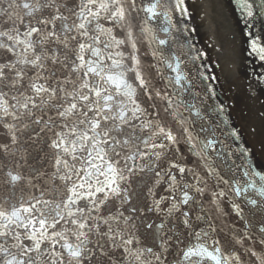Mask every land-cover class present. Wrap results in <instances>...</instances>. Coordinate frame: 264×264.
<instances>
[{
	"label": "snow or ice",
	"instance_id": "obj_1",
	"mask_svg": "<svg viewBox=\"0 0 264 264\" xmlns=\"http://www.w3.org/2000/svg\"><path fill=\"white\" fill-rule=\"evenodd\" d=\"M174 11L0 0V264H264V167L241 139L264 136V73L237 127Z\"/></svg>",
	"mask_w": 264,
	"mask_h": 264
},
{
	"label": "water",
	"instance_id": "obj_2",
	"mask_svg": "<svg viewBox=\"0 0 264 264\" xmlns=\"http://www.w3.org/2000/svg\"><path fill=\"white\" fill-rule=\"evenodd\" d=\"M225 13V18L228 23L229 30L233 36L232 52L234 61L231 59L226 64L225 51L222 50L221 41L215 34L217 43H211L208 33L206 32L205 22L202 19L201 6L197 0H184V7L188 11L186 18H181L178 12H173V23L180 29L179 33L174 32V38L177 43H184L185 49H194L193 55L203 53V56H198L194 67L201 68L204 73L210 77H216L215 81H208L215 91V100H209V103H222L227 106V111L230 116V122L237 127H248L249 124H258L249 108L246 106L250 102L240 98L241 88L244 92L247 91V84L252 82L256 77L254 73H264V68L260 66L258 59L250 54L248 41L250 37H254L257 33L264 36V18L260 16V10L253 8V27H246V21L241 19V13L237 11L233 0H218ZM174 2V0H173ZM254 5L260 0H249ZM252 20V18H248ZM249 33L250 35H246ZM211 36V32L209 33ZM264 46V40L261 41ZM220 54L221 59L216 55ZM231 64H235L236 70L233 72L230 69ZM258 108L259 105H256ZM253 112L255 109L252 110ZM244 146L251 149V158L255 164L264 167V136H249L247 132L241 137Z\"/></svg>",
	"mask_w": 264,
	"mask_h": 264
},
{
	"label": "bare ground",
	"instance_id": "obj_3",
	"mask_svg": "<svg viewBox=\"0 0 264 264\" xmlns=\"http://www.w3.org/2000/svg\"><path fill=\"white\" fill-rule=\"evenodd\" d=\"M200 4H204V12H203V17L206 20V24L208 26V32H211V39L213 42L217 43L216 39V23H223L222 17L219 16V13L215 11L214 5H212L211 0H201L199 1ZM215 5H216V0H214ZM210 3V5L208 4ZM220 25V24H219ZM220 33L222 35V38L224 36V31H223V24L220 25ZM221 41V40H220ZM227 55V54H225Z\"/></svg>",
	"mask_w": 264,
	"mask_h": 264
}]
</instances>
